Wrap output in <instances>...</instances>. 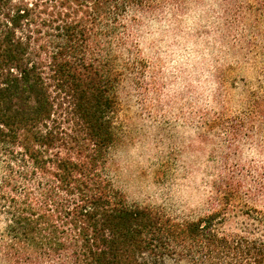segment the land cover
Instances as JSON below:
<instances>
[{"label":"trees","instance_id":"trees-1","mask_svg":"<svg viewBox=\"0 0 264 264\" xmlns=\"http://www.w3.org/2000/svg\"><path fill=\"white\" fill-rule=\"evenodd\" d=\"M202 1L0 0V264H264V177L217 178L193 217L129 203L112 174L138 33Z\"/></svg>","mask_w":264,"mask_h":264},{"label":"rangeland","instance_id":"rangeland-1","mask_svg":"<svg viewBox=\"0 0 264 264\" xmlns=\"http://www.w3.org/2000/svg\"><path fill=\"white\" fill-rule=\"evenodd\" d=\"M138 40L144 64H132L119 88L111 150L128 202L197 217L217 178L255 188L264 177V117L237 123L264 102V0L192 3L177 17L147 20Z\"/></svg>","mask_w":264,"mask_h":264}]
</instances>
